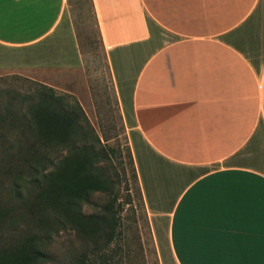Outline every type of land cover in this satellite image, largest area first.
<instances>
[{"label":"crops","instance_id":"0c3cea01","mask_svg":"<svg viewBox=\"0 0 264 264\" xmlns=\"http://www.w3.org/2000/svg\"><path fill=\"white\" fill-rule=\"evenodd\" d=\"M90 3L159 264H264V0ZM82 67L67 0H0V72Z\"/></svg>","mask_w":264,"mask_h":264},{"label":"rangeland","instance_id":"374dc122","mask_svg":"<svg viewBox=\"0 0 264 264\" xmlns=\"http://www.w3.org/2000/svg\"><path fill=\"white\" fill-rule=\"evenodd\" d=\"M67 14L81 53L80 71L49 73L44 81L0 72V116L4 118L0 121V264L10 261L28 242L38 251L33 264H75L80 255L97 250L112 264H159L142 197L128 164L127 138L90 0H67ZM43 87L49 88L63 107L75 110L82 133L78 141L86 147L90 160L86 172L97 186L88 194V201L79 202L71 213L91 217L98 229L101 218L109 220L113 230L106 245L96 234L99 231L96 238L82 233L87 225L73 214L65 224L58 207L46 212L44 172L39 169L31 174L28 169L26 159L34 137L21 115L45 92ZM62 146L53 150L55 163L67 154Z\"/></svg>","mask_w":264,"mask_h":264},{"label":"trees","instance_id":"16d2710c","mask_svg":"<svg viewBox=\"0 0 264 264\" xmlns=\"http://www.w3.org/2000/svg\"><path fill=\"white\" fill-rule=\"evenodd\" d=\"M43 88L45 92H41L34 102H30L26 114L21 115V121L34 137V142L29 145L30 152L26 161L31 174L37 173L39 169L44 172L42 181L45 211H53L55 207H58L66 224L69 215L73 214L71 211L75 213V205L79 202H87L88 194L94 191L97 185L86 172V165L90 160L86 147L82 145V141H78L82 133L77 123L75 110L63 107L49 88ZM77 111L80 112V108L77 107ZM3 119L0 116V121ZM37 144L40 145L42 151H38L40 147H37ZM59 145H63L62 149L67 154L55 163L53 150ZM107 150L112 154V149ZM127 159L141 199L129 150ZM73 216L79 222L82 221L87 225V229L82 230V233L88 232L91 238H96V234H99L104 245L111 240L113 227L110 226L109 220L101 218L102 227L98 229L97 221L91 217L82 218L80 214L76 216L73 214ZM82 228L79 224V230ZM98 231L99 233H96ZM31 246L32 242L25 243L23 249L20 247L14 257L12 256L10 261H6L5 264H33L38 251L33 248L34 246ZM97 251L91 252L89 255H80L74 263L112 264L106 255H101V252Z\"/></svg>","mask_w":264,"mask_h":264}]
</instances>
